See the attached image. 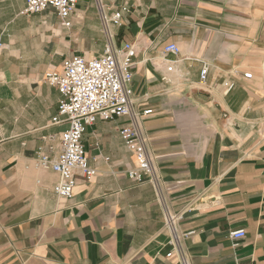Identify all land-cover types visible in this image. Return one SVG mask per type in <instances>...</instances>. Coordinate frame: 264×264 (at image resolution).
Instances as JSON below:
<instances>
[{
    "label": "crops",
    "instance_id": "1",
    "mask_svg": "<svg viewBox=\"0 0 264 264\" xmlns=\"http://www.w3.org/2000/svg\"><path fill=\"white\" fill-rule=\"evenodd\" d=\"M26 3L0 0V264H180L167 257L162 199L184 214L191 264H264V0H103L109 14L130 9L114 42L137 50L132 89L136 110L153 111L141 124L162 198L129 177L128 117L87 128L97 175L77 172L71 199L54 193L59 176L38 152L68 127L52 123L63 97L45 75L102 55L108 39L93 0H78L70 28L53 8L22 15Z\"/></svg>",
    "mask_w": 264,
    "mask_h": 264
},
{
    "label": "built area",
    "instance_id": "2",
    "mask_svg": "<svg viewBox=\"0 0 264 264\" xmlns=\"http://www.w3.org/2000/svg\"><path fill=\"white\" fill-rule=\"evenodd\" d=\"M93 1L98 6L108 36L106 50L102 55L92 59L74 56L64 61L61 72L45 75V81L56 87L63 97L58 114L52 123L58 126L67 125L68 128L58 135L45 139L48 143V151L44 147L39 149L37 167L57 174L59 181L53 187L54 193L59 197L71 199L74 196L77 172L89 180L97 175V169L90 166L83 146L87 128L98 120L112 121L120 117H128L130 123L121 128L120 136L137 161V167L129 169V177L139 183L150 181L162 198V180L149 139L141 124V119L151 115L153 111L136 110L132 89L137 50L133 44L118 47L114 42L112 27H121L124 14L129 13L130 9L123 7L109 14L103 0ZM77 2L78 0H27L21 14L29 16L53 8L62 24L70 28L71 16L76 10ZM165 53L179 55L181 50L176 44H170L165 48ZM173 70V65L167 68L168 73ZM209 72L210 65L203 63L201 83L206 82ZM244 77L252 79L253 74L246 73ZM163 80L169 82L168 77H164ZM234 87V82L229 83L227 91H231ZM162 201L165 211L164 230L170 236L169 245L172 248L167 257L177 256L180 264H191L183 246L186 235L181 233L179 227L184 214L174 213L164 199ZM229 236L234 246H238V241L246 237V230L232 231Z\"/></svg>",
    "mask_w": 264,
    "mask_h": 264
},
{
    "label": "rangeland",
    "instance_id": "3",
    "mask_svg": "<svg viewBox=\"0 0 264 264\" xmlns=\"http://www.w3.org/2000/svg\"><path fill=\"white\" fill-rule=\"evenodd\" d=\"M98 7V6H97ZM123 8V7H122ZM120 10V9H119ZM103 23V22H102ZM103 30H104V32H105V34H106V38L108 39V36H107V33H106V31H105V28H104V25H103ZM108 44V43H107ZM101 52V51H100ZM99 54H101V53H99Z\"/></svg>",
    "mask_w": 264,
    "mask_h": 264
}]
</instances>
